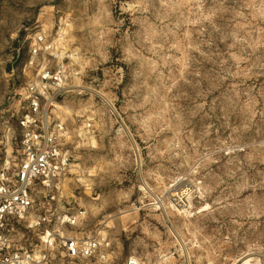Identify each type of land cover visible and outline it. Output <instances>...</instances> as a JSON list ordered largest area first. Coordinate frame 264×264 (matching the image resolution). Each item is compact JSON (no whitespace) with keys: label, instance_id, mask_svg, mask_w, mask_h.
<instances>
[{"label":"clouds","instance_id":"9594fccd","mask_svg":"<svg viewBox=\"0 0 264 264\" xmlns=\"http://www.w3.org/2000/svg\"><path fill=\"white\" fill-rule=\"evenodd\" d=\"M0 264H264V0H0Z\"/></svg>","mask_w":264,"mask_h":264}]
</instances>
